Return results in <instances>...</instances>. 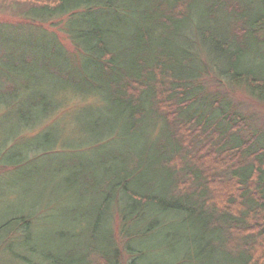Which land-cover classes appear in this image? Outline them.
Wrapping results in <instances>:
<instances>
[{
  "label": "trees",
  "instance_id": "obj_1",
  "mask_svg": "<svg viewBox=\"0 0 264 264\" xmlns=\"http://www.w3.org/2000/svg\"><path fill=\"white\" fill-rule=\"evenodd\" d=\"M38 1L23 9L17 28L52 34L50 55L60 52L70 65L46 59L44 69L76 88L57 87L58 101L33 93L50 71L29 69L28 57L0 76V115L15 110V121L0 128V170L20 173L49 157L59 141L52 119L67 103L59 99L77 93L108 107L111 117L84 120L83 129L107 169L89 200L75 177L61 186L77 203L73 214L94 215L91 249L40 242L35 223L44 203L32 204L26 191L28 204L18 198L14 209L0 208V254L18 264H264V131L244 136L247 118L224 93L243 88L264 105V0ZM53 24L74 46L75 62ZM209 74L214 91L204 84ZM134 140L130 157L108 150ZM258 140L262 147L251 152ZM86 201L90 207L79 206Z\"/></svg>",
  "mask_w": 264,
  "mask_h": 264
},
{
  "label": "rangeland",
  "instance_id": "obj_2",
  "mask_svg": "<svg viewBox=\"0 0 264 264\" xmlns=\"http://www.w3.org/2000/svg\"><path fill=\"white\" fill-rule=\"evenodd\" d=\"M34 3H39V1L0 0V76L8 71L13 73L15 71L13 66L20 67L21 60L28 57L33 60L27 63L29 69L38 65V73H43L47 70L50 71L46 76H38L39 81L44 82L47 79V84H44L45 87H40L42 86L41 84H34L32 87L33 93L47 92V94L52 96V100L58 101L55 98L56 93H58V90H56L58 89L57 87L65 84L68 87L76 88V83L73 82V79L66 80L55 73H51L52 71L50 69H44L43 63H45L46 59H49L52 66H60L63 64L68 66V64L70 65V60L60 52L57 54V57L56 55H50L49 50L53 44V40L50 39L52 34L46 32L49 36V38H47V36L41 32L33 34L30 30L17 28V26L23 22V13H21L23 9ZM23 25L27 24L23 23ZM48 29L52 31L51 33L54 32L57 34L61 43L67 48L70 58H72L74 62L78 60L74 46L63 33L61 27L57 26V24H53V26L50 28L48 27ZM258 62H261V59H259ZM16 77L18 79L17 81L23 80V75ZM39 81L37 80V82ZM205 82L204 84L207 86L208 90L214 91L218 88L213 75L209 74L205 78ZM1 84L2 79L0 77V88L2 87ZM18 87L21 90L22 98H25L28 93L24 96L21 86ZM68 90L73 91L72 89ZM220 90L222 89L220 88ZM78 91H80V88ZM224 93H226L227 99L232 103L236 111L247 118L248 128L241 132L244 136L251 134L252 131L256 129H258V131H264V105L258 104V102L250 99L243 88H236V90L224 89ZM94 95L93 93L88 95H80L79 93L61 95V99H59L60 102L67 101V103H64V106L59 108L60 114L52 119H58L53 127L55 141H60V144H58L59 141L58 143L55 142L53 149H56L49 157L38 161L33 168L27 171L22 170L20 173H16L17 171L8 172L7 170H0V174L8 172L6 175H0V179L2 180L0 181V188L3 190V193L0 192V200L3 201L0 208L7 203H12L8 209H14L19 204L17 202L14 203L18 198H20V202L26 201L28 204L29 201L25 196L26 191L33 192L35 196L31 201L32 204L36 203V201H39L41 204L44 203L43 206L40 207L44 212H42L43 210L41 211L35 223L36 237H38L40 242L51 243L56 247L59 246L66 250H69L70 247L77 248L78 245L82 246V249L88 250L94 246L93 241L89 237L92 232L91 222H88L94 215L84 213L83 210H79L77 213L73 214L70 209L76 206L77 203L67 196L70 194L66 186L64 190L61 189V186L64 184L63 182L66 180L69 181L75 177L77 179L76 187L78 193L86 192L87 195L84 197L86 200H89L88 196L92 195L90 193L99 190L97 189V185H95V181L103 177L105 178V170L107 167L98 159L97 147L94 145L92 146L90 142L92 141L91 136L83 130L85 127L84 120L100 116L101 118L111 117L105 113V110H108L107 105L104 104L103 101L101 102L98 96ZM14 112V109L1 112L0 128L9 126L12 124V121H15ZM35 133L37 132L35 131L33 134ZM149 134L150 132L148 135ZM261 141L262 140L256 141L250 151L256 152L260 150L262 147ZM135 143L136 140L128 141V145L116 142V145L110 144L108 150L115 151L117 154H126L130 157L132 156V151L136 147ZM85 161L87 162L83 165L84 170L80 172L81 166L78 164L79 162L84 163ZM93 161L96 163L94 167L92 164ZM119 168L120 163L117 164V169ZM155 169L156 166L151 168L152 179L158 181L160 177H158V172ZM153 171H155L156 174ZM95 197L99 199V195ZM79 206L90 207L87 201L84 205L80 204ZM48 208H51V210ZM82 222H84V225ZM103 233L104 230L97 233L98 237L96 241H99L101 236H104ZM61 234H64L65 237H60ZM54 235L57 237L54 238ZM228 238L229 242L232 241L231 246L237 245V243H235V237L230 236ZM16 243L18 244V241ZM29 245H34V243ZM15 250L20 251L21 249L19 246H16ZM0 264L18 263L14 262L8 254H0Z\"/></svg>",
  "mask_w": 264,
  "mask_h": 264
}]
</instances>
